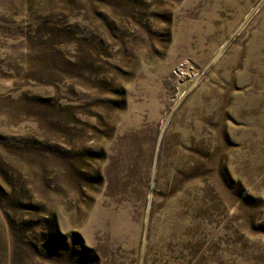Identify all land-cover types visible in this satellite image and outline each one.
<instances>
[{
  "label": "rangeland",
  "instance_id": "obj_1",
  "mask_svg": "<svg viewBox=\"0 0 264 264\" xmlns=\"http://www.w3.org/2000/svg\"><path fill=\"white\" fill-rule=\"evenodd\" d=\"M0 264H264V0H0Z\"/></svg>",
  "mask_w": 264,
  "mask_h": 264
}]
</instances>
